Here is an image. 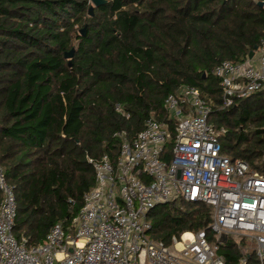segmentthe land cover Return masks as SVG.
Segmentation results:
<instances>
[{
  "label": "trees",
  "instance_id": "1",
  "mask_svg": "<svg viewBox=\"0 0 264 264\" xmlns=\"http://www.w3.org/2000/svg\"><path fill=\"white\" fill-rule=\"evenodd\" d=\"M106 1L0 0V168L15 198L12 235L28 247L78 215L95 184L87 158L114 165L116 133L131 142L148 118L170 123L164 100L182 86L199 91L208 124L225 131L221 154L264 174V92L224 107L212 75L264 41V0ZM212 214L175 200L148 214L149 236L169 245L172 236L205 231L215 243ZM239 244L228 238L219 248L224 264H238Z\"/></svg>",
  "mask_w": 264,
  "mask_h": 264
},
{
  "label": "built area",
  "instance_id": "2",
  "mask_svg": "<svg viewBox=\"0 0 264 264\" xmlns=\"http://www.w3.org/2000/svg\"><path fill=\"white\" fill-rule=\"evenodd\" d=\"M212 75L224 107L264 92V41L251 58L223 61ZM163 105L170 123L148 118L131 142L124 132L114 135V165L107 156L87 158L94 187L78 215L51 227L43 244L28 247L12 235L15 198L0 168V264H224L218 250L231 237L248 243L239 244L238 264H248L250 253L264 264V174L221 154L225 131L208 124L210 108L196 88L182 86ZM179 199L212 208L215 243L205 231L172 236L169 245L149 236L148 214Z\"/></svg>",
  "mask_w": 264,
  "mask_h": 264
},
{
  "label": "water",
  "instance_id": "3",
  "mask_svg": "<svg viewBox=\"0 0 264 264\" xmlns=\"http://www.w3.org/2000/svg\"><path fill=\"white\" fill-rule=\"evenodd\" d=\"M106 3H107V1L106 0H90V4L92 5V7H94V8H98V7H101V6H104V5H106ZM259 5V7H263V3H259L258 4ZM91 12V11H90ZM85 28H83V29H81L80 31H79V34L82 36V37H84L85 36ZM256 49H257V47H256ZM255 49V50H256ZM73 55H74V49H71L69 52H67V53H65V55H64V57H65V59L68 61V66L70 67L71 66V60H72V58H73ZM248 56H249V58H251L252 56H253V51L252 52H250L249 54H248ZM204 77V76H203ZM224 240H225V238H224ZM70 252H72V250L70 249L69 250Z\"/></svg>",
  "mask_w": 264,
  "mask_h": 264
},
{
  "label": "rangeland",
  "instance_id": "4",
  "mask_svg": "<svg viewBox=\"0 0 264 264\" xmlns=\"http://www.w3.org/2000/svg\"><path fill=\"white\" fill-rule=\"evenodd\" d=\"M231 239H233V240H237L236 238H232V237H231ZM238 241H239V240H238ZM242 242H243L244 245H248V243H247L246 241L242 240Z\"/></svg>",
  "mask_w": 264,
  "mask_h": 264
}]
</instances>
